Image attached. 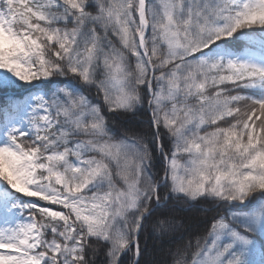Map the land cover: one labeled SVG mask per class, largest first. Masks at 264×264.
I'll return each instance as SVG.
<instances>
[{
    "label": "snow or ice",
    "instance_id": "obj_1",
    "mask_svg": "<svg viewBox=\"0 0 264 264\" xmlns=\"http://www.w3.org/2000/svg\"><path fill=\"white\" fill-rule=\"evenodd\" d=\"M0 264H264V0H0Z\"/></svg>",
    "mask_w": 264,
    "mask_h": 264
}]
</instances>
